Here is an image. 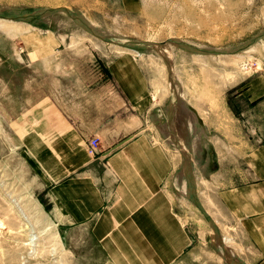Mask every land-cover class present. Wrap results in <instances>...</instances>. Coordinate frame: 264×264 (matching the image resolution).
Instances as JSON below:
<instances>
[{
	"label": "crops",
	"instance_id": "obj_1",
	"mask_svg": "<svg viewBox=\"0 0 264 264\" xmlns=\"http://www.w3.org/2000/svg\"><path fill=\"white\" fill-rule=\"evenodd\" d=\"M147 1L118 4L125 15L150 8L155 17ZM89 69L54 81L53 97L30 102L17 119L21 151L69 239L91 242L106 264H264V144L230 155L239 136L210 129L201 102L155 96L148 64L134 54ZM194 201L214 223L223 258L194 227L202 224Z\"/></svg>",
	"mask_w": 264,
	"mask_h": 264
},
{
	"label": "rangeland",
	"instance_id": "obj_2",
	"mask_svg": "<svg viewBox=\"0 0 264 264\" xmlns=\"http://www.w3.org/2000/svg\"><path fill=\"white\" fill-rule=\"evenodd\" d=\"M147 3L157 6L155 17L150 8L144 16L125 15L118 0H0V264H106L91 242L69 239L19 145L17 119L30 102L53 97L54 81L83 79L94 65L131 53L148 64L159 88L155 96L194 108L201 102L206 111L199 114L210 129L224 125L239 136L230 155L242 158L264 144V0ZM78 20L114 39L91 33ZM116 37L127 42L120 45ZM164 42L171 45L169 55L158 50ZM184 170L182 181L190 183L192 174ZM178 192L182 201L188 195ZM193 205L202 220L194 227L210 233L223 258L214 223L198 202Z\"/></svg>",
	"mask_w": 264,
	"mask_h": 264
},
{
	"label": "bare ground",
	"instance_id": "obj_3",
	"mask_svg": "<svg viewBox=\"0 0 264 264\" xmlns=\"http://www.w3.org/2000/svg\"><path fill=\"white\" fill-rule=\"evenodd\" d=\"M78 22H79V24H81V25H83L85 28H87L88 30H90V32L92 33L93 31L92 30H94L96 33H97V36L99 35H101L100 37H109V38H113V35H111L110 33H108L106 30H104V29H102V28H100L99 26H96V25H94V24H92V23H90V22H88V21H86L85 20V22H87V23H85L84 21H82V20H78ZM92 29V30H91ZM104 34V35H103ZM108 38V39H109ZM114 39V38H113ZM116 39L118 40H120L121 41V43H118V41H117V43L118 44H123V43H126L127 41L126 40H124V39H122V38H117L116 37ZM115 39V40H116ZM172 39V38H171ZM114 40V41H115ZM123 42V43H122ZM178 42H181V40H179V41H174V40H172V43L173 44H178ZM116 43V42H115ZM165 43V42H164ZM161 43L162 45H161V48L159 49L158 48V50H160L159 52L160 53H163V54H167V55H169L170 53H169V47L171 46L170 44L168 45V43ZM182 43V42H181ZM189 45V47L190 48H193V49H198V50H209L210 48H206V47H204V46H201V45H198V44H195V43H191V42H184V45ZM173 46V45H172ZM216 49V48H215ZM221 50H224V49H221ZM230 50V48H226V50H224L225 51V53L226 52H230L229 51ZM216 52H220V49L218 48V49H216L215 50ZM170 57V56H169ZM171 67V66H170ZM177 82H178V80H177ZM174 84V83H173ZM179 84V83H178ZM177 84V85H178ZM180 86H182V84H180ZM182 89H183V87H182ZM180 90H181V88H180ZM183 91V90H182ZM177 93H178V91H177ZM179 95V94H178ZM182 96V95H181ZM177 97H179V96H177ZM177 99V98H176ZM181 99H184V98H181ZM185 100V99H184ZM180 102H181V100H179ZM183 102V101H182ZM180 104V103H179ZM181 107V106H180ZM180 110V109H179ZM184 111V110H183ZM185 113H187L186 111H185ZM182 114V113H181ZM184 114V113H183ZM175 115H177V113L175 114ZM192 115V114H191ZM190 120H193L192 121V126H193V122L195 123V121H196V118L194 117V115H192V117L190 118ZM188 124H190V122L188 123ZM189 148V147H188ZM190 160V159H189ZM192 161V160H191ZM214 240V239H213ZM229 258V257H228ZM230 259V258H229ZM230 261V260H229Z\"/></svg>",
	"mask_w": 264,
	"mask_h": 264
},
{
	"label": "built area",
	"instance_id": "obj_4",
	"mask_svg": "<svg viewBox=\"0 0 264 264\" xmlns=\"http://www.w3.org/2000/svg\"><path fill=\"white\" fill-rule=\"evenodd\" d=\"M87 153L90 157H94L99 150V141L97 138H92L86 146Z\"/></svg>",
	"mask_w": 264,
	"mask_h": 264
}]
</instances>
